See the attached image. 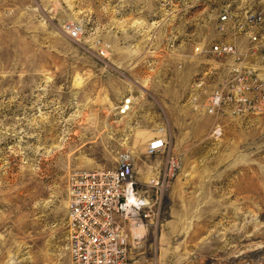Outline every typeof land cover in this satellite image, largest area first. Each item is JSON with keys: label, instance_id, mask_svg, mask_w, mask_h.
<instances>
[{"label": "rangeland", "instance_id": "374dc122", "mask_svg": "<svg viewBox=\"0 0 264 264\" xmlns=\"http://www.w3.org/2000/svg\"><path fill=\"white\" fill-rule=\"evenodd\" d=\"M226 10L264 14V0H0V264H71L69 176L128 159L147 189L162 128L179 169L130 264H264V113L216 136L191 102L220 63L195 48L221 38Z\"/></svg>", "mask_w": 264, "mask_h": 264}, {"label": "built area", "instance_id": "2783aa9c", "mask_svg": "<svg viewBox=\"0 0 264 264\" xmlns=\"http://www.w3.org/2000/svg\"><path fill=\"white\" fill-rule=\"evenodd\" d=\"M263 13L219 15L217 41L195 48V53L220 61L198 75L191 99L195 110L216 118L214 134H222L221 121L228 118L256 117L264 113V78L255 60L264 52L260 29ZM69 38L80 40L83 28L69 24ZM246 41H242V40ZM105 56L106 50L102 49ZM132 99L118 107L127 115ZM171 139L159 129L148 144L149 156L167 155L157 178L147 189L139 187L133 164L124 159L115 170L80 171L68 179L67 232L71 264H130L133 252L144 235L142 228L156 224L162 197L177 176L178 161L171 155Z\"/></svg>", "mask_w": 264, "mask_h": 264}, {"label": "bare ground", "instance_id": "6f19581e", "mask_svg": "<svg viewBox=\"0 0 264 264\" xmlns=\"http://www.w3.org/2000/svg\"><path fill=\"white\" fill-rule=\"evenodd\" d=\"M158 130H159V129H158ZM158 130H157V131H158ZM157 131H156V132H157Z\"/></svg>", "mask_w": 264, "mask_h": 264}]
</instances>
